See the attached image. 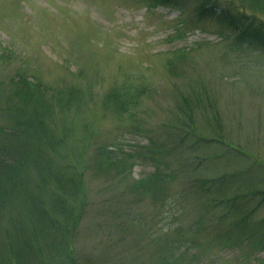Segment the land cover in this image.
Returning <instances> with one entry per match:
<instances>
[{"label": "rangeland", "instance_id": "374dc122", "mask_svg": "<svg viewBox=\"0 0 264 264\" xmlns=\"http://www.w3.org/2000/svg\"><path fill=\"white\" fill-rule=\"evenodd\" d=\"M4 48L15 50L5 69L38 70L49 84L67 77L84 88L92 86L97 105L57 115L71 123L75 144H85V126L91 133L90 162L100 146L133 154L134 165L120 183L104 172L95 176L87 171L90 199L76 240L78 264H156L152 242L165 244L169 234L197 240L190 254H201L199 264H264V202L249 213L259 199L240 214H228L221 208L207 211L206 196L197 203L196 196L188 195L180 199L184 215L172 224L171 214L157 216L150 199L128 205L133 196L121 195L130 181L158 166L167 170L165 161L171 170L204 178H227L252 164L253 155L232 151L218 157L222 147L198 148L183 133L176 135L174 93L189 83L205 88L208 99L197 108L200 118L210 122L219 117L226 140L264 163V49L237 43L213 20L195 22L176 9L150 7L145 0H0V52ZM178 48H191L190 60L185 75L174 76L166 61ZM79 69L82 74L75 79L69 71ZM124 81L147 82L152 92L139 108L118 116L102 108L100 98ZM259 170L253 176H263ZM175 227H181L177 233ZM228 233L241 238L237 246H220L218 237Z\"/></svg>", "mask_w": 264, "mask_h": 264}, {"label": "trees", "instance_id": "16d2710c", "mask_svg": "<svg viewBox=\"0 0 264 264\" xmlns=\"http://www.w3.org/2000/svg\"><path fill=\"white\" fill-rule=\"evenodd\" d=\"M145 1L150 7L176 9L195 22L213 20L229 30L237 43L264 49V0ZM190 49L171 51L172 56L166 61L170 74L185 75ZM14 55L12 48L0 52V264H78L76 240L90 199L86 173L90 169L93 175L104 172L120 183L134 165L133 154L100 146L90 162L87 147L91 133L85 126V144H75V140H70L74 130L71 123L57 115L80 112L92 102L97 105L92 100V86L84 88L67 77L49 84L42 80L38 70L2 67ZM82 71L69 72L77 79ZM178 90L174 93L176 135L183 133L198 148L211 144L222 147L218 157L232 151L242 157L253 155L252 164L227 178H204L171 170L170 163L165 161L163 165L168 171L158 166L151 174L130 181L121 195L133 196L128 205L150 199L157 216L171 214L172 224L184 215L186 207L180 199L188 195L196 196L197 203L206 196L207 211L221 208L228 214H240L249 208L250 202L259 199L249 210L253 214L264 202V175L253 176L258 169L264 174L263 161L257 154L228 142L219 117L215 115L210 122L200 118L197 108L208 99L205 88L200 90L189 83ZM148 92L152 90L147 82L114 83L100 98V106L122 116L139 108ZM176 182L178 189L169 193L170 184ZM169 198L171 201H166ZM126 200L124 211L128 213ZM180 228L175 227V232ZM218 238L223 248L237 246L241 239L230 233ZM249 238L254 239L255 232H250ZM193 240L169 234L165 244L161 239L153 241L155 263L199 264L201 254H190L198 244ZM261 243L263 237L256 240V244Z\"/></svg>", "mask_w": 264, "mask_h": 264}]
</instances>
